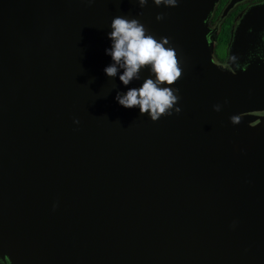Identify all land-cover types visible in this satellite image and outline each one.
I'll return each mask as SVG.
<instances>
[{"label":"water","instance_id":"obj_1","mask_svg":"<svg viewBox=\"0 0 264 264\" xmlns=\"http://www.w3.org/2000/svg\"><path fill=\"white\" fill-rule=\"evenodd\" d=\"M218 1L0 0V264H264V52L214 61ZM116 15L174 50L179 114L115 100Z\"/></svg>","mask_w":264,"mask_h":264},{"label":"clouds","instance_id":"obj_2","mask_svg":"<svg viewBox=\"0 0 264 264\" xmlns=\"http://www.w3.org/2000/svg\"><path fill=\"white\" fill-rule=\"evenodd\" d=\"M156 6H175L177 0H152ZM88 4L95 0H87ZM148 0H138L142 8ZM142 14V13H141ZM157 20L163 19L162 14ZM107 37L110 47L105 53L111 57V62L103 69L110 78L118 77L126 90L117 91L115 100L125 108L138 107L140 113L147 115L152 121L158 120L162 114L171 116L179 114L178 104L180 89L170 87L181 76L174 50L166 47L168 41L155 38L137 18L127 15H116L110 23ZM148 71L145 77L144 70ZM133 81L140 82L138 86L128 87ZM220 111L221 105H214ZM79 124V120H74Z\"/></svg>","mask_w":264,"mask_h":264},{"label":"flooded vegetation","instance_id":"obj_3","mask_svg":"<svg viewBox=\"0 0 264 264\" xmlns=\"http://www.w3.org/2000/svg\"><path fill=\"white\" fill-rule=\"evenodd\" d=\"M231 2L232 0H219L209 20L210 34L214 41L212 51L214 61L228 69H231L227 52L232 33L235 39L237 38L239 47L248 52L247 56L242 55L243 58L241 57L239 62L264 52V31L257 34L258 27H264V23L245 19V15L251 9H258V7L261 9L264 0H236L228 9ZM223 44H225L224 50H222Z\"/></svg>","mask_w":264,"mask_h":264},{"label":"rangeland","instance_id":"obj_4","mask_svg":"<svg viewBox=\"0 0 264 264\" xmlns=\"http://www.w3.org/2000/svg\"><path fill=\"white\" fill-rule=\"evenodd\" d=\"M225 44H223L222 50H224Z\"/></svg>","mask_w":264,"mask_h":264}]
</instances>
